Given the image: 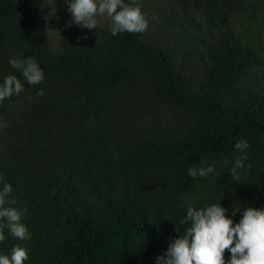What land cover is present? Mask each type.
<instances>
[{
	"label": "trees",
	"instance_id": "trees-1",
	"mask_svg": "<svg viewBox=\"0 0 264 264\" xmlns=\"http://www.w3.org/2000/svg\"><path fill=\"white\" fill-rule=\"evenodd\" d=\"M160 5L171 13L154 25L197 39L191 72L165 46L169 31L113 36L108 20L71 23L65 0H0V83L24 85L0 102V190L12 186L31 233L5 229L0 254L19 245L24 264H157L189 226L188 204L220 203L234 223L264 208V0ZM13 58H34L43 82L28 84ZM240 140L250 147L236 181ZM193 165L214 171L192 178Z\"/></svg>",
	"mask_w": 264,
	"mask_h": 264
},
{
	"label": "clouds",
	"instance_id": "clouds-1",
	"mask_svg": "<svg viewBox=\"0 0 264 264\" xmlns=\"http://www.w3.org/2000/svg\"><path fill=\"white\" fill-rule=\"evenodd\" d=\"M65 3L72 16L71 23L89 30L97 28V17L109 18L113 36L123 32L143 33L149 26L142 10L143 0H130V3L125 0H65ZM9 64L20 70L30 85H38L44 80L43 70L34 58H13ZM23 90L24 85L16 75L6 76L0 83V102ZM37 94L43 95V90ZM234 147L242 155L236 157L230 173L239 181L238 169L245 167L246 150L250 145L246 140H240ZM224 163L227 164V160ZM247 167L250 169L252 165ZM213 171L211 165H193L188 169V176L206 177ZM12 191V186L4 182L0 190V242L5 240V229L17 240L31 239L29 229L22 222L26 210L15 207L17 201L10 197ZM180 224L189 226L182 236L170 242L165 255L157 257V264H264V208L246 207L240 221L234 223L220 203L200 209L188 204ZM226 250L231 254L228 260L225 259ZM28 258L27 248L17 245L10 255L0 254V264H24Z\"/></svg>",
	"mask_w": 264,
	"mask_h": 264
},
{
	"label": "rangeland",
	"instance_id": "rangeland-1",
	"mask_svg": "<svg viewBox=\"0 0 264 264\" xmlns=\"http://www.w3.org/2000/svg\"><path fill=\"white\" fill-rule=\"evenodd\" d=\"M163 2V0H145L143 2V12L146 14L148 20H149V26L148 29L146 30L148 33L152 34L156 30H160L161 33H164L166 36V32L169 31L170 33V39L171 41L169 43H165V46H167L171 51H173L180 62L184 61L188 63V68L186 69L187 71L189 70L190 72L195 69V57L196 53L198 52V49L200 48L197 45V39L194 34L191 33V31L187 32H177L172 29V27H167V25L164 23L162 24L164 27H162V30L160 27L156 26L153 24V19H156L159 22H165L166 15H167V10L169 11L170 9L163 8L160 3ZM170 12V11H169ZM171 13V12H170ZM54 19L56 17L55 15H51ZM181 18V16L177 15V19ZM106 20L110 21L109 18L107 17H97L98 24H103ZM57 21V19H55ZM58 21L52 22L51 24L49 23L50 27L48 26L49 31L52 32H60L59 25L62 26V23ZM194 30V28H192ZM55 34V33H54ZM187 36H190L189 38H186ZM178 38H181V40H178ZM166 41V40H164ZM182 41V42H180ZM261 56V55H260ZM190 58V59H189Z\"/></svg>",
	"mask_w": 264,
	"mask_h": 264
}]
</instances>
